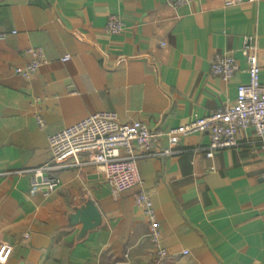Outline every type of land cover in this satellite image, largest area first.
Here are the masks:
<instances>
[{
  "label": "crops",
  "instance_id": "0c3cea01",
  "mask_svg": "<svg viewBox=\"0 0 264 264\" xmlns=\"http://www.w3.org/2000/svg\"><path fill=\"white\" fill-rule=\"evenodd\" d=\"M241 1L0 0V252L11 248L3 264H151L139 191L153 203L166 264H264V148L252 130L212 159L207 134L182 137L171 155L139 160L141 185L116 197L100 169L59 167L47 145L50 135L112 112L162 134L153 152L167 148L168 130L235 101L247 81L245 38L264 86V0ZM111 16L121 35L105 31ZM35 48L46 63L22 78L14 70ZM224 54L238 67L227 83L210 74L212 57ZM45 164L60 186L31 196L27 171ZM87 202L101 225L76 241L80 227L68 228L67 215Z\"/></svg>",
  "mask_w": 264,
  "mask_h": 264
},
{
  "label": "built area",
  "instance_id": "2783aa9c",
  "mask_svg": "<svg viewBox=\"0 0 264 264\" xmlns=\"http://www.w3.org/2000/svg\"><path fill=\"white\" fill-rule=\"evenodd\" d=\"M192 0H167L173 8L186 6ZM254 4L258 0H245ZM241 0H223L224 8L241 4ZM105 31L110 36L121 35L124 31L122 21L114 16L108 18ZM26 54L30 61L24 66L16 67L14 72L22 78L32 77L46 63L42 49H28ZM241 54L247 64V81L236 89L235 101L225 105L214 113L192 120L189 124L168 130L163 136L167 148L153 152L162 134L151 132L138 121L129 124L119 122L112 112H101L88 116L77 123L50 135L47 138L51 163L59 167L67 165H93L103 173L106 184L112 189L113 196L141 185L142 180L137 162L152 157H166L173 153L182 137L193 134H207L209 145L206 158L224 149L238 146L239 131L250 129L261 140L264 148V86L260 80V65L257 51L251 38H245ZM65 57L62 61H67ZM238 67L230 54L214 55L210 60V74L229 82ZM37 124L43 127V121L37 117ZM50 164L27 171L30 177L29 195L48 196L60 186V180L50 176ZM135 203L142 208L148 222L149 238L152 244L151 264H166L168 252L162 244L160 224L156 218L153 203L149 196L139 191ZM11 248L0 252V263L6 262ZM187 255V252H183Z\"/></svg>",
  "mask_w": 264,
  "mask_h": 264
},
{
  "label": "water",
  "instance_id": "95a60500",
  "mask_svg": "<svg viewBox=\"0 0 264 264\" xmlns=\"http://www.w3.org/2000/svg\"><path fill=\"white\" fill-rule=\"evenodd\" d=\"M101 215L92 202H87L67 215L68 228L79 226L76 241H81L89 232L101 225Z\"/></svg>",
  "mask_w": 264,
  "mask_h": 264
}]
</instances>
